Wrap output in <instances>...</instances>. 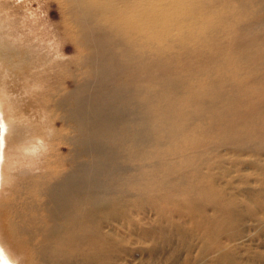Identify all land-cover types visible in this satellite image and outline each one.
<instances>
[{
  "label": "bare ground",
  "instance_id": "obj_1",
  "mask_svg": "<svg viewBox=\"0 0 264 264\" xmlns=\"http://www.w3.org/2000/svg\"><path fill=\"white\" fill-rule=\"evenodd\" d=\"M58 3L83 70L69 72L64 65L65 73L53 75L57 92L47 95L60 132L37 120L46 100L24 123L0 91V188L8 147L23 156L52 137L57 154L52 171L22 181L28 196L18 211L12 201L6 204L19 222L0 213V240L7 248L23 264H89L93 251L110 243L103 229L116 215L128 226L129 214L147 208L160 219H186L208 238L240 224L244 215L264 213V120L245 116L258 132L238 149L231 145L241 136L243 116L220 124L248 96L242 94L246 88L264 86V0ZM66 78H76L69 90L60 88ZM210 109L219 113L205 126ZM210 145L229 146L238 152L233 160L246 151L257 172L255 186H235L227 197L231 183L220 185L229 172L219 166L225 160L216 149L202 148ZM199 149L215 152V160L200 159ZM240 194L249 199L244 208ZM17 234L27 235L21 246Z\"/></svg>",
  "mask_w": 264,
  "mask_h": 264
},
{
  "label": "rangeland",
  "instance_id": "obj_2",
  "mask_svg": "<svg viewBox=\"0 0 264 264\" xmlns=\"http://www.w3.org/2000/svg\"><path fill=\"white\" fill-rule=\"evenodd\" d=\"M62 20L63 14L58 0H0V91L3 95H8L15 107V113L22 117L20 120L24 123L26 118L34 119V111L43 108V102L46 100L44 117L41 116L37 120L49 129L54 125L57 132H60L61 122L53 121L54 111L49 102L50 95H47L50 91L57 92L58 85L53 83V75L58 77L59 72L65 73L64 65H67L69 72H73L75 67L82 70L80 56H77L75 47L71 45L68 35L65 34ZM53 33L56 38H53ZM45 44L50 47L44 48L42 45ZM54 46H57L56 54L52 51ZM64 47L68 50L63 52ZM38 59H42V62L45 60L44 65H41ZM68 59L72 60L70 65L66 62ZM27 74L30 76L28 79ZM75 79L66 78L60 88L69 90L72 84L74 85ZM114 85L111 82L109 87ZM246 91L248 92H242L248 94L245 100L233 104L230 112L224 115L225 118L221 117L220 124L226 118L232 119L234 123L235 119L243 116L244 121L246 115L254 117L257 122L264 120V86L259 85L257 90L246 88ZM205 113L203 125L207 126L211 121L208 117L211 118L219 112L210 109ZM205 113L203 111V114ZM249 122L251 121L245 120L240 138L234 139L231 145L234 149L242 148L246 144L240 145L250 141L255 136V132H258L253 124L256 122ZM212 135L211 141L217 133ZM54 147L55 140L47 137L43 141V148L35 153L16 156L11 153L9 147L5 150L3 181L0 188V213L7 214L8 218L19 222V218H15L8 211L6 213V204L12 201L18 205L13 207L18 211V207L27 202V189L22 181L26 176L52 171L55 166L52 163L57 156ZM58 148L61 154L67 151V147L58 146ZM202 148L216 149L215 152L223 156L225 161L219 166L228 169L229 173L221 179L220 186L226 181L231 183L225 189L227 197L233 193L235 186L244 185L251 188L255 186L257 172L254 171L255 166L248 161L246 151L233 160L229 157L238 152L232 153L235 150L228 149L229 146L223 149L213 145ZM247 148L248 145L245 150ZM203 149L197 152L202 153ZM215 152L199 154L200 159L215 160ZM217 164L215 162V165ZM214 173L216 177L221 178L218 170ZM245 174L251 175L250 178L245 180L243 177ZM11 177L16 180V186L11 184ZM215 185H218V182ZM240 195L236 196L243 201L240 207L244 208L249 199L244 194ZM207 214L211 213L207 212ZM128 216V220H124L126 224L129 222L128 226L123 224L120 216L110 218V223L108 222L103 229L110 238V243L104 245L100 251H93L94 258L92 257L89 264H264V213L256 212L251 219H247L248 216L244 215V221L240 224L208 238L204 237L202 230L195 231L189 221L175 215L165 214L166 219H160L157 214L143 208ZM146 230L151 232L145 235ZM26 236L16 235L15 240L19 246L27 239ZM10 250L15 255L14 250L12 248ZM99 257L101 263L97 260H100Z\"/></svg>",
  "mask_w": 264,
  "mask_h": 264
},
{
  "label": "clouds",
  "instance_id": "obj_3",
  "mask_svg": "<svg viewBox=\"0 0 264 264\" xmlns=\"http://www.w3.org/2000/svg\"><path fill=\"white\" fill-rule=\"evenodd\" d=\"M22 257L10 253L5 243L0 240V264H21Z\"/></svg>",
  "mask_w": 264,
  "mask_h": 264
}]
</instances>
